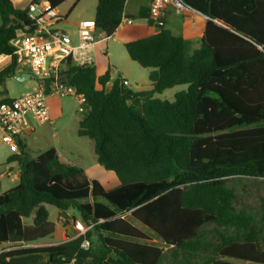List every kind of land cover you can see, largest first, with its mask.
Masks as SVG:
<instances>
[{
	"label": "trees",
	"instance_id": "1",
	"mask_svg": "<svg viewBox=\"0 0 264 264\" xmlns=\"http://www.w3.org/2000/svg\"><path fill=\"white\" fill-rule=\"evenodd\" d=\"M66 1L48 0L54 9ZM183 1L207 17L200 49L191 52L189 41L166 27L125 45L129 58L150 70L152 90H132L120 76L107 91L109 70L98 76L93 65L67 59L61 79L87 99L77 133L94 142L99 164L120 184L106 189L89 180L55 148L32 159L20 142L9 159L20 166L19 183L0 194V244L10 247L0 264H264V197L258 216L237 210L229 185L231 177L264 180V0ZM126 3L98 0V37L121 27ZM137 18L152 25L149 10ZM28 25L27 10L0 0V57L12 59L0 72V95L19 68L11 40ZM182 84L188 89L173 102L155 97ZM48 205L63 214L75 209L89 229L35 246L55 234Z\"/></svg>",
	"mask_w": 264,
	"mask_h": 264
},
{
	"label": "rangeland",
	"instance_id": "2",
	"mask_svg": "<svg viewBox=\"0 0 264 264\" xmlns=\"http://www.w3.org/2000/svg\"><path fill=\"white\" fill-rule=\"evenodd\" d=\"M75 4V0H68L64 4H61L59 11L61 14H64L63 17H65L66 20H62L56 29L66 32L72 39L76 40L77 43L79 17L93 18L96 1L84 0L82 4L76 8L74 7ZM184 21L185 23H189L187 18H185ZM136 24L133 26L122 25L115 39H104L95 46L75 52L73 55L75 64L93 65L100 75L112 69L118 72L116 79L119 77V73L122 74V77H126L130 83V89L135 91L152 90L153 85L149 81L150 70L143 69L139 64L132 61L127 55L128 53L125 48V42L128 38H140L145 36L144 31L146 27L143 28V32L138 31L139 28H135L138 26H136ZM134 29H137V32L130 34V31ZM199 33H201L200 27L197 32H190V30L186 28L181 33L183 38L189 41L191 52L201 47V35ZM107 88H110V86ZM187 89L188 85L182 84L166 90L165 92L158 93L155 97L163 99V101L167 100L173 102L177 93ZM29 92H31V89H27L25 84H22L20 81H11V97H18ZM47 106L50 114V122L44 125L36 124L35 139L37 140L32 147L31 156L34 157L38 152H44L52 147H56L59 149L65 162L84 168V172L89 179L99 181L106 189L117 187L120 183L113 172L106 170L99 164L94 152V142L87 137H80L77 133L78 123L83 118V113L80 111V105L77 99L73 96L51 97L47 99ZM8 145L7 142L0 143V175L3 176V170L7 166L6 157L12 152ZM14 185H16V182H9L4 176L2 185L0 184V193L7 191V189ZM229 185L237 192L238 199L235 201L236 209L248 210V212L258 216L259 202L261 198L264 197V180H255V178L252 177H231L229 179ZM47 208L50 213L49 220L55 224L56 232L52 237L34 244L35 246H49L64 242L65 237H63V235L66 226H71L73 228L72 231L74 235H78L81 232L83 233L84 230L86 231V226L81 222L80 214L75 209H71L66 214H63L52 205H48ZM62 218L70 222L64 223ZM127 218L130 217L127 216ZM30 222V220L25 221L27 224ZM132 222H134L136 227L140 228L148 235L152 240V244L162 248L166 253L170 251L165 243L157 236L153 235L149 230L135 221ZM206 229L213 233L216 231L214 226H208ZM218 230L223 231L222 228ZM9 249V245L0 244V254ZM183 256L184 255L181 253L180 257L183 258ZM201 257V254H199L194 262H200L199 260ZM229 262L234 264H252L235 260H229Z\"/></svg>",
	"mask_w": 264,
	"mask_h": 264
},
{
	"label": "built area",
	"instance_id": "3",
	"mask_svg": "<svg viewBox=\"0 0 264 264\" xmlns=\"http://www.w3.org/2000/svg\"><path fill=\"white\" fill-rule=\"evenodd\" d=\"M168 8L177 15L195 13L183 0H150L148 10L152 26L156 28L166 26ZM27 11L30 25L19 29L11 44L15 47L14 54L18 64L30 65L34 75L40 80V86L34 91L12 99L9 103L0 105V130L4 141L9 144L12 152L18 154L20 142L24 140L28 131L33 129L27 121L32 119L35 124L43 125L50 122L48 98L73 96L80 105V111L82 113L87 111L86 97L61 79V67L75 52L108 39L96 35L95 19H87L79 24L77 43H74L69 34L56 29L63 18L50 6L48 0L32 2ZM133 23V19L123 17L121 25L130 26ZM122 84L130 86L124 77ZM62 220L64 223L70 222L67 219ZM88 229L86 226V230ZM87 245L86 242L83 243V246Z\"/></svg>",
	"mask_w": 264,
	"mask_h": 264
},
{
	"label": "crops",
	"instance_id": "4",
	"mask_svg": "<svg viewBox=\"0 0 264 264\" xmlns=\"http://www.w3.org/2000/svg\"><path fill=\"white\" fill-rule=\"evenodd\" d=\"M75 1H76V4H75L74 7L76 8V7H79L80 4H82V2L84 0H75ZM95 1H96V5H95V12L93 14V18H89V17L85 18V17L80 16L79 20H78V25L84 20L95 19L96 6L98 5V0H95ZM32 2H34V0H12V4H13V6L16 9L24 10V11H26L28 9L29 5ZM149 7H150V0H127L126 6H125L124 14L127 17H135V18H132V19H134V23L132 24V26L137 23L136 26L137 25L138 26L135 27V28H139L138 31H142L143 32L144 31V29H143L144 27H146V29H147V30L145 29V31H144L145 36L144 37H140V38L148 37V36L154 34L158 30V28H156L155 26L150 25L147 21L137 18V15H138V13L140 12L141 9L148 10ZM56 11L63 18V20H66V18L63 17L64 14L60 13L59 8H57ZM166 15L167 16H166V26L165 27H166V29L171 30L174 35L182 36L181 33L186 28L188 30H190V32H197V30L200 27L201 33H199V34L201 35V45H202V37H203L204 30H205L206 22H207V17L206 16H204L201 13H198V12H195V13H189L188 12V13H184L182 15H177L170 8H168L166 10ZM185 18H187L189 20V23L187 22L188 24L185 23V21H184ZM135 21H136V23H135ZM138 22H140V23H138ZM120 28L118 30H120ZM118 30H116L115 34L113 35V39H115L116 38L115 36L119 34ZM135 32H137V29H134V30L130 31V34L131 33H135ZM124 36H125V33H124ZM137 39H139V38H136V37L128 38L126 40V42H125V45L127 43L132 42V41L137 40ZM73 41H74V43H76V40L73 39ZM11 62H12V59H11L10 56H1L0 57V72L3 71L5 68H7L11 64ZM67 62L68 61L63 63V65L61 67L62 70H64L66 68ZM71 65L72 66H79V65L75 64L73 56L71 58ZM81 65H83V64H81ZM109 72H110V75H111V77H110L111 81L106 86L107 91H109L111 89L112 82H113L114 79H116L117 74H118L117 71H113L112 69L109 70ZM17 73L24 74L26 77H29L30 74L31 75L35 74L33 72L32 67L30 65H22V64L19 65ZM97 74H98V72H97ZM102 75L103 74H101V75L98 74V76H102ZM120 75L122 76V74L119 73V77H120ZM123 77L126 79L125 76H123ZM12 80L18 81L14 77L7 79V81H6L7 93H4V94L0 95V101L4 100L6 98H9L11 100L14 99V98H17V97H11L10 96V83H11ZM21 83L25 84L27 89H31V91H34V90L38 89L39 86H40V80L37 77L36 78L27 79V80H25V81H23ZM109 86H110V88H107ZM0 90H1V88H0ZM21 96H18V97H21ZM27 122H28L29 126H32L33 129L31 131H28L26 137L24 138V140L22 142L25 144L26 149H27V153L29 154L30 158L35 159L41 153V152H38L34 157L31 156L32 147L34 146V144L36 143V140H37V139H35L36 124L34 123L35 121H33L32 119H29V121H27ZM0 143H5L1 130H0ZM52 148H55L57 153H58V156L62 160H64L62 158V154L60 153L59 149L56 148V147H52ZM15 154H17V153L10 152L9 155H7V157H6L7 166L4 168L3 173H4V176L6 177V179H8L9 182H16V184H18L19 183V177H20V166L18 165V162H16V161L9 162V159L12 156H14ZM4 176L0 175V184L1 185H2V181L4 179ZM89 180H94V179H89ZM115 188H113V189H115ZM9 189H7V190H9ZM3 192H6V191H3ZM3 192H1L0 194H2ZM133 224H134V222H133ZM134 226L136 227L135 224H134ZM72 229L73 228L71 226H66L64 228V230H65L64 231L65 233L63 235V237H65V241L64 242L72 240V239L80 236L81 234H83L81 232L78 235H74ZM55 232H56V227H55Z\"/></svg>",
	"mask_w": 264,
	"mask_h": 264
},
{
	"label": "water",
	"instance_id": "5",
	"mask_svg": "<svg viewBox=\"0 0 264 264\" xmlns=\"http://www.w3.org/2000/svg\"><path fill=\"white\" fill-rule=\"evenodd\" d=\"M14 78L16 79V80H18V81H21V82H23V81H25V80H27V79H30V78H36L34 75H29V77H26L24 74H21V73H15V75H14Z\"/></svg>",
	"mask_w": 264,
	"mask_h": 264
}]
</instances>
